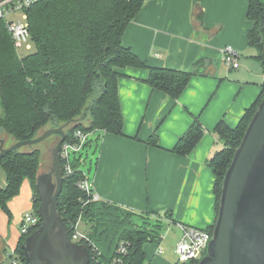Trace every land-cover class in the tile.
Returning <instances> with one entry per match:
<instances>
[{"label": "crops", "instance_id": "0c3cea01", "mask_svg": "<svg viewBox=\"0 0 264 264\" xmlns=\"http://www.w3.org/2000/svg\"><path fill=\"white\" fill-rule=\"evenodd\" d=\"M247 2L143 1L122 34V44L149 66L193 69L194 73L182 93L172 99L145 83L146 68L118 69L122 134L94 133L97 145L88 147L87 154L92 156L89 167L83 169L101 200L134 212L139 221L146 217V210L167 212L169 217L149 219L161 220L165 232L174 236L181 235L180 225L208 228L214 223L215 176L207 160L222 147L214 128L221 120L235 127L264 88L262 64L247 43L252 26L246 18ZM226 45L238 52L234 68L223 61L221 49ZM195 118L204 128L203 136L189 154L174 153L177 139ZM153 132L157 145L147 142ZM2 171L0 188L6 183ZM7 207L10 216L0 209V263L5 249L19 241L14 223L20 228L24 214L33 212L29 179H23ZM165 232L159 242L143 244L145 264H177L172 240L166 239Z\"/></svg>", "mask_w": 264, "mask_h": 264}, {"label": "trees", "instance_id": "16d2710c", "mask_svg": "<svg viewBox=\"0 0 264 264\" xmlns=\"http://www.w3.org/2000/svg\"><path fill=\"white\" fill-rule=\"evenodd\" d=\"M144 0H40L27 10L32 49L21 52L0 24V139L5 147L32 139L48 128L64 127L65 140L73 131L115 135L122 134L117 79L119 68L147 69L144 80L152 89L176 99L186 87L194 70H178L149 66L121 42L122 34L140 9ZM246 18L252 22L247 31L248 46L256 51L264 71V0H248ZM202 59V58H201ZM201 62V60H199ZM264 87V85H263ZM264 88L257 100L247 108L235 127L219 121L214 132L222 147L207 160L215 176V220L218 213L221 183L230 165L233 152L239 145L246 127L254 114ZM204 128L195 118L177 139L172 151L189 154L203 136ZM56 135L53 134L48 137ZM95 136L90 145H97ZM25 145L0 157L6 183L0 188V209L8 216L7 200L19 192L23 179H29L33 188V212L39 200L35 189L43 145L48 141ZM46 142V143H45ZM54 142V141H53ZM50 142V146H54ZM149 144L157 145L156 133ZM43 143V144H42ZM93 147V146H92ZM52 149V148H51ZM51 149L48 151L51 154ZM78 160L71 175L63 171L61 191L56 210L72 235V223L81 216L82 228L98 248L99 255L90 246L89 264H111L120 240L128 243V252L121 264H145V242H159L164 230L163 214L146 210V217L136 222L137 214L104 200H87L76 183L84 178ZM214 223L207 229L211 233ZM40 222L21 235L15 250L20 264H29L20 247L23 239ZM177 264H197L195 260Z\"/></svg>", "mask_w": 264, "mask_h": 264}, {"label": "water", "instance_id": "95a60500", "mask_svg": "<svg viewBox=\"0 0 264 264\" xmlns=\"http://www.w3.org/2000/svg\"><path fill=\"white\" fill-rule=\"evenodd\" d=\"M66 125L67 122L45 129L35 138L7 147L0 139L2 157L53 134L59 136L51 149L49 170L38 173L35 179L40 225L20 244L29 264H89L90 261L88 247L71 240L56 210L63 181L60 144L66 136ZM197 264H264V94L224 173L211 238Z\"/></svg>", "mask_w": 264, "mask_h": 264}, {"label": "built area", "instance_id": "2783aa9c", "mask_svg": "<svg viewBox=\"0 0 264 264\" xmlns=\"http://www.w3.org/2000/svg\"><path fill=\"white\" fill-rule=\"evenodd\" d=\"M40 0H0V24L2 23L4 28L9 33L14 46L18 51L28 52L32 49V43L29 34V22L26 10L34 3ZM11 15H16L11 17ZM223 54V61L227 67H236L238 52L226 45L221 49ZM93 133L83 132L80 129L73 131L70 140H63L60 144V164L62 162L63 170L66 175H71L73 166L82 160V154L85 152V156L88 152L89 142L92 139ZM75 164V165H74ZM82 171L84 178L78 180L76 185L82 190L87 200H99L100 197L95 193L91 184L87 178L86 171L78 167ZM63 172V171H62ZM40 222V218L34 212L24 214L19 228V239L21 235L27 233L31 228L35 227ZM181 227V236L176 242L174 252L178 256V263H186L191 260L196 262L205 254V249L211 238V233L207 228H197L192 226ZM72 235L71 240L76 243L84 244L87 247L90 246L94 253L98 252V248L88 238V235L82 228L81 216H78L72 223ZM89 249V248H88ZM158 250L161 251V247L158 246ZM128 252V243L124 240H120L115 248L114 256L111 264H121L124 256ZM20 264L17 259V253L14 248H8L4 251L3 260L0 264Z\"/></svg>", "mask_w": 264, "mask_h": 264}, {"label": "rangeland", "instance_id": "374dc122", "mask_svg": "<svg viewBox=\"0 0 264 264\" xmlns=\"http://www.w3.org/2000/svg\"><path fill=\"white\" fill-rule=\"evenodd\" d=\"M16 15H11V17H15ZM48 139V138H47ZM56 139H57V136L54 135L52 136L51 138L48 139V141L46 140V144L43 145V152H42V155H41V162L39 163V168H38V172H44V171H48L49 168H50V164H51V154L50 152L48 151L49 149L52 148V146H50V142H53V145L56 143ZM43 144V143H42ZM5 147V145H3ZM91 153L89 152L86 156H85V152H83L82 154V160L78 163V166L82 169H87L89 167V162H90V159H91ZM0 172H3L2 169L0 168ZM23 218V217H22ZM21 218V219H22ZM153 219H150V221H152ZM136 222H139V220H136ZM14 228L15 229H19V223H14ZM163 232H165V229L163 230ZM169 231L165 232V237L167 240H172V243H173V258H174V261L178 263V256L177 254L174 252V247L176 245V242L178 241V239L180 238V236H174V232H171L168 234ZM167 234V235H166ZM7 264V263H5Z\"/></svg>", "mask_w": 264, "mask_h": 264}]
</instances>
